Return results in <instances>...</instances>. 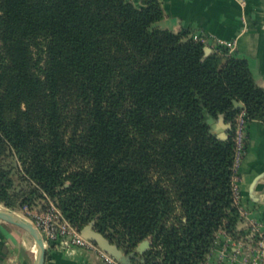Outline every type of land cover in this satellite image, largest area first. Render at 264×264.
<instances>
[{"label":"trees","instance_id":"16d2710c","mask_svg":"<svg viewBox=\"0 0 264 264\" xmlns=\"http://www.w3.org/2000/svg\"><path fill=\"white\" fill-rule=\"evenodd\" d=\"M159 0H0V203L50 198L128 264H204L233 200L235 122L264 121L245 57L155 25ZM232 122L226 139L208 115ZM151 237L143 259L134 252Z\"/></svg>","mask_w":264,"mask_h":264},{"label":"crops","instance_id":"0c3cea01","mask_svg":"<svg viewBox=\"0 0 264 264\" xmlns=\"http://www.w3.org/2000/svg\"><path fill=\"white\" fill-rule=\"evenodd\" d=\"M132 1L142 6L145 0ZM159 1L164 15L156 26L207 34L212 50L215 38L235 40L232 53L247 58L256 82L264 88V0ZM213 124L217 133L229 134L232 128V122L222 114ZM247 135V149L239 167L241 202L264 220V121L250 120ZM246 225L245 220L239 222V227ZM34 243L27 231L0 219V264H35ZM209 261L219 262L218 248L210 253ZM45 264L109 263L98 251L74 246L48 249Z\"/></svg>","mask_w":264,"mask_h":264},{"label":"built area","instance_id":"2783aa9c","mask_svg":"<svg viewBox=\"0 0 264 264\" xmlns=\"http://www.w3.org/2000/svg\"><path fill=\"white\" fill-rule=\"evenodd\" d=\"M191 37L209 45L210 37L207 34L193 32ZM213 43L214 49H227L231 53L236 46L235 40L222 38H215ZM249 121L246 110L243 108L235 122L232 192L234 203L238 207L241 217L246 221L250 232L246 238L234 237L226 231L220 230L213 248L216 247L219 250V262L211 263L208 256L204 264H264V220L256 217L254 212L241 202L239 167L247 149ZM23 210L24 216L40 230L47 250L53 247L67 249L81 246L98 251L109 264H122L114 256L101 249L97 243L84 237L81 229L71 223L53 202L44 211H33L28 205H25Z\"/></svg>","mask_w":264,"mask_h":264},{"label":"water","instance_id":"95a60500","mask_svg":"<svg viewBox=\"0 0 264 264\" xmlns=\"http://www.w3.org/2000/svg\"><path fill=\"white\" fill-rule=\"evenodd\" d=\"M204 50H205V55H207L212 51V48L209 45H205ZM233 103L235 108L243 109L245 107L244 103L240 100L234 99ZM215 118L216 117L212 115H208L207 117V121L211 127V132L221 139H226L229 136V134L217 133V131H215L213 124V120ZM0 219L15 224L16 226H19L20 228L24 229L32 236L37 245L35 264H45L46 256H47V249L45 246V242L40 230L31 220L26 218L24 215H21L20 213L16 212L14 209L5 206L2 203H0ZM81 233L87 239H90L95 243H97L101 249L105 250L106 252L114 256L122 264L129 263L130 255L125 253V251L121 247H119L118 244L112 242L108 237H106L103 233H101L95 228V219L85 224L81 228ZM151 244H152V239L145 238L137 245L134 252L143 253L151 247Z\"/></svg>","mask_w":264,"mask_h":264},{"label":"rangeland","instance_id":"374dc122","mask_svg":"<svg viewBox=\"0 0 264 264\" xmlns=\"http://www.w3.org/2000/svg\"><path fill=\"white\" fill-rule=\"evenodd\" d=\"M132 1V0H131ZM145 2V1H144ZM51 202H53L50 198H47V199H41V200H39L37 203H35L34 205H32V206H29L33 211H44L47 207H48V205L51 203ZM15 210V209H14ZM16 212H18V213H20L21 215H24V210L22 209V210H15ZM241 221H243V218L241 217ZM240 221V222H241ZM27 234V233H26ZM31 236V235H30ZM147 238H149V239H151V237L149 236V237H147ZM31 240L33 241V242H35V240H34V238L31 236ZM136 254H137V257H140V258H142L143 259V255H144V252L143 253H141V252H136Z\"/></svg>","mask_w":264,"mask_h":264},{"label":"bare ground","instance_id":"6f19581e","mask_svg":"<svg viewBox=\"0 0 264 264\" xmlns=\"http://www.w3.org/2000/svg\"><path fill=\"white\" fill-rule=\"evenodd\" d=\"M34 250L37 251V245L34 243Z\"/></svg>","mask_w":264,"mask_h":264}]
</instances>
